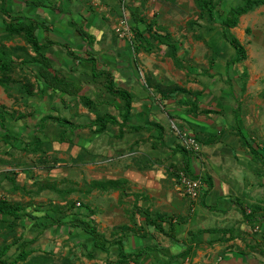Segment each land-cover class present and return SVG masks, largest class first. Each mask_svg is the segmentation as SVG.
I'll use <instances>...</instances> for the list:
<instances>
[{
    "label": "crops",
    "instance_id": "1",
    "mask_svg": "<svg viewBox=\"0 0 264 264\" xmlns=\"http://www.w3.org/2000/svg\"><path fill=\"white\" fill-rule=\"evenodd\" d=\"M160 1L169 7L177 2ZM102 2L104 5L101 3V6L99 4L93 9L89 0H79L75 9L70 11L72 3L68 1V5L63 3V12L57 13L42 8H29L25 6L24 0H0V25L3 26L0 36L7 34L4 24L9 21L2 12L3 4L8 10L16 11L19 15L34 16L41 25H44L39 28L42 41L58 39L62 43L43 48L54 73L65 81L83 86L80 95L67 96L47 89L33 74L32 82H35V89L31 94L26 92L21 94V98L26 100L24 96L27 95L31 100L29 102H32L30 111L24 114L28 124L20 125V114L16 117L11 114L13 117L8 116L7 126L14 125L12 122L16 121V126L22 128L20 132L32 130L33 133L39 134L37 125L41 126V119L48 115L59 116L57 103L72 100H77L79 104L76 105L78 113L91 118L89 114L92 117L94 114L88 111L86 106L97 99L96 102L102 105L98 109L104 112L112 107L106 114L114 115L118 120L114 124L108 123L113 127L112 136L107 135L111 131L108 124L103 130H99V124L94 125L93 121L78 123L82 126L76 127L74 134L71 131L73 128H66L50 120L42 126L61 128V134L67 129V135L71 140L65 135L67 139L58 138L54 142L59 144L78 143L82 138L80 132L97 133L96 148L99 151L96 160L97 171L96 177L91 179L102 182L120 181L117 188L93 187L90 182L97 196V201H94L97 205L95 219L92 218L95 214L93 206L88 201L77 202V205L74 203L76 207L81 206L79 212L88 215L97 231L104 235L107 249L95 248L90 234L70 226L67 222L71 231V246L80 248L79 254L86 258L87 263L100 258L102 264H180L188 258L187 261L191 264H264V145L263 141H257L253 135L250 137L253 146L261 150V158H255L251 148L242 141L238 133L239 128L241 131L244 128L246 129L244 135L247 136L249 134L247 125L250 121H244V115L241 113L242 98L238 89L237 99L231 93L222 90L226 85L228 71L226 69L232 66L228 68L226 63L207 65L204 68L192 64L180 65V56L185 52L180 47V36L172 33L169 24L158 27L152 24L151 34L155 33L154 36L151 37L144 32L147 41L143 39L142 45L137 49L138 42L134 32L129 40L114 32V20L118 13L115 17L113 15L114 11H119V7L116 6L118 0ZM169 7H166L165 12L170 9ZM130 9L141 15L143 22L152 23L131 7L128 8L126 18L131 30L132 27L139 26L143 31L145 25L133 20ZM79 12H83L87 18L88 31L93 38L90 45L77 35L73 25L69 23L72 18L83 21ZM9 43L6 42L7 45ZM18 44L24 42L20 41ZM144 46H150V49L145 50ZM123 47L127 49L124 50ZM3 48L0 46V49ZM67 51L72 53V56ZM90 56L95 58L94 64L85 60ZM33 65L31 68L35 73L36 65ZM232 70V74L238 76L234 66ZM107 73L112 76L116 89H126L131 94V109L126 124L121 123L124 100L119 93L112 94L107 90ZM180 74L190 75L191 81L188 82L187 88L202 92L192 94L186 89L185 92L161 95L157 90L158 83L165 85L163 90H168L170 88L168 85L180 87ZM219 83L223 85L220 86ZM13 95L14 93L7 95L4 87L0 85V105H6L14 100ZM86 96L88 98H85ZM236 105H239L237 117L233 108ZM98 117L102 116L97 115L96 118ZM31 123L32 125H29ZM134 125L139 127L135 128ZM180 130L186 131L198 141V149L195 152L189 151L188 159H185L182 152L176 150V146H181L178 135ZM125 134L130 136L129 146L121 149L127 146L122 145L121 138ZM154 140L157 146L158 143L163 146L168 156V161H159L162 167L158 168H151L148 162L153 151L151 141ZM86 141L84 148H91L90 142ZM32 149L34 148L27 150ZM186 160L190 172L203 181L200 196L195 201L175 188L176 174L183 170L182 166ZM0 170V173H4L2 170L5 173L16 170L20 180L22 178L29 180L26 176V167L22 165L7 167L1 164ZM15 172L13 174H16ZM127 184L130 187L128 193L121 198L120 190ZM19 188L22 189V186ZM236 201L243 204L245 214ZM8 202L33 215H35L33 212L42 211L44 208L33 205L30 210L19 203L10 200ZM43 212L44 215H50L47 208ZM20 222L26 225L28 222L33 223L34 219L24 218L17 223ZM157 222L161 224L162 231L155 227ZM60 226L55 224L46 231L59 230ZM32 236L33 234L26 235L24 238L29 240ZM122 236L125 238L120 247L119 239ZM38 242L36 237L32 243L29 241L26 243L25 250L29 252L28 256L37 252L34 246ZM41 242L37 246L46 249L48 239L43 238ZM60 243L57 241L56 247H52L48 252H57ZM142 246L145 250L140 255H135L134 253ZM120 250L129 254L130 258H121ZM27 257L20 263L27 260Z\"/></svg>",
    "mask_w": 264,
    "mask_h": 264
},
{
    "label": "rangeland",
    "instance_id": "2",
    "mask_svg": "<svg viewBox=\"0 0 264 264\" xmlns=\"http://www.w3.org/2000/svg\"><path fill=\"white\" fill-rule=\"evenodd\" d=\"M78 1L76 0L75 2L77 3ZM89 2L93 9L97 8L99 4L101 6V3L104 5L102 0H89ZM227 3L216 7L219 14L225 15V10L228 6L242 4V0H227ZM126 5L130 8L132 7L134 10H138L155 27L161 25L167 26L169 24V27L172 28V33H177L180 36V47L185 52L180 56V65L192 64L204 68L207 65H224L228 59L235 57V49L223 36V29L218 19L210 18L207 10L201 9L196 0H177L175 5L170 7L160 0L118 1L116 6L119 7V11H114L113 15L115 17L118 13L116 16L118 22L114 20V32L119 27L124 32L123 37L129 40L133 36V31L126 22V18H128V8ZM166 7L170 9L165 12ZM1 27L3 26L0 25V35ZM226 32L238 38L245 48L246 57L234 64H229L232 67L226 69L228 70L226 71V85L225 87L223 86L222 90L232 93V89H238L242 98L241 113L244 115V121H250V124L247 125L250 135L248 134L247 136L252 137L253 135L257 141H263L264 145V5H260L240 16L237 25ZM20 41H23L24 44H18ZM6 42H10L9 45ZM0 46L4 47L2 50L10 53L14 59L11 69L5 74L4 78L0 74V85L4 87L7 95L14 93L13 97L15 99L6 105L2 104V106L14 117L18 114L23 115L19 121L21 122L20 125L24 126L28 124V121L24 119V114L30 111L32 102H29L31 100L27 95L24 96L26 100L21 98V94H31L32 90L36 87L35 82H32L34 72L31 67L34 66L32 61L37 56L31 47L25 43L23 38L16 34L5 33L3 36H0ZM123 49L126 50L127 48L123 47ZM233 66L238 75L236 77L232 74ZM189 76V74H180V87L185 90L187 89L192 94L201 93L202 90L187 88L188 82L191 81ZM228 77L231 78V82L228 81ZM158 84L157 87L165 88V85ZM219 84L220 86L223 85L222 83ZM168 86L171 88V85ZM157 90L154 89V91ZM96 100H93L89 106H86L88 111L94 114V117L89 114L91 118H88L78 113L76 109L79 106L77 100L62 104L57 103L58 115L62 118L65 117V119L73 124L92 122L97 115L103 116L107 110H112V107H109L104 112L103 110L101 112L98 108L99 106L102 107V105L96 102ZM51 113L56 114L53 111ZM12 124L14 125L7 128L16 134H13L14 136L21 138L23 141L30 142L31 145L35 144L33 142L35 139H39V144H35L37 147L32 150L22 151L20 147H18L19 149L14 146L12 147V144L15 142L11 141V145H4L0 140V165L4 164L7 167L22 165L26 167V176L31 181L29 182L26 178L20 180L17 175L18 171L16 170L8 173L2 170L4 173H0V199H8L13 201V203H19L22 207L30 210L33 205L44 207L43 210L47 208V213L54 218L60 217L70 204L75 203L77 205V202L88 201L93 206L92 209L95 214L92 215V218L95 219L97 205L94 201H97V196L96 190H92L90 182L93 181L91 178L96 177L97 171L96 160L97 152H99L96 148V143L98 142L97 133L89 132L81 134L80 132L82 138L78 143L73 142L70 145L69 143L59 144L54 142L56 139L62 138V134L60 133L62 131L61 128H47L37 125L40 133L36 134L32 130L26 132L21 130L20 132L22 128L16 126V121L12 122ZM29 125H32V123ZM108 125L111 131L109 130L110 132L107 135L112 136L113 127L111 124ZM242 132L246 134V129L242 128ZM85 139L90 142L91 148H84L87 143ZM121 139L123 140L122 145H127L121 147V149L128 147L130 136L125 134ZM151 142L153 151L149 155L150 160L148 162L151 163H149V166L151 168L162 167L159 161H168L167 152L162 145L158 143L157 146L155 144L156 140ZM49 166L53 168L51 169ZM13 172L16 174H13ZM17 185L18 188H16ZM19 186H22V189ZM128 188L130 187L127 184V186L123 187V190L122 188L121 190L119 189L121 191V198L127 195ZM43 210L33 212L40 222L48 220L45 218ZM76 210L78 212L81 211V206H77ZM68 218L70 217L63 219L65 221L60 224L59 230H44L38 233L33 228V225H31L32 222L23 225L21 222H15L12 217L1 215L0 247L6 243H11L15 239H21L23 236L35 234L37 242L39 241L38 243L40 244L43 238L48 239L46 249L43 250L37 246L38 243H35L34 247L35 250L37 248V252L35 251L28 256L24 262L20 263L19 261L16 264H102L100 258H96L92 263H87L85 261L86 258L79 254L80 248L71 246V231L67 224ZM14 222L16 224H12ZM57 238L59 239L57 240ZM57 241L61 242L59 250L49 253L48 251L52 247H56ZM10 253H13V248L10 250ZM91 259L88 260L90 261ZM187 260L188 258H185L180 264H189L190 261Z\"/></svg>",
    "mask_w": 264,
    "mask_h": 264
},
{
    "label": "trees",
    "instance_id": "3",
    "mask_svg": "<svg viewBox=\"0 0 264 264\" xmlns=\"http://www.w3.org/2000/svg\"><path fill=\"white\" fill-rule=\"evenodd\" d=\"M68 1L72 3L70 5V11L74 10L75 7L77 6L78 2L76 3V0H24L25 6L35 9V8H42V9H47L50 11H56L57 13H62L63 12V3H66L68 5ZM119 2H122L123 0H118ZM169 2H174V0H166ZM198 6L201 9H206L208 12V15L210 18L214 19L217 18L219 23L221 24V27L223 29V36L225 37L226 41L235 49V57L232 59H228L226 61V65L229 68L232 65H229L231 63H236L240 60H243L246 57L245 53V48L241 44V42L238 40V38L233 35V34H227V30H229L232 27H235L238 23L239 17L245 13H247L250 10H253L254 8L264 5V0H242V4H238L235 6H228L225 10V15H221L217 12L216 7L219 5H224L228 4L227 0H196ZM130 8V7H128ZM2 12L9 18V21L4 24V30L8 34H16L19 35L23 38L25 43L31 47V49L35 52V59L32 61L36 65L35 67V73L34 76L36 79L41 80L44 85L46 86L47 89L60 92L61 94H66L67 96H78L81 94L83 86L81 84L75 83V82H69L65 81L61 78L58 77L57 74L54 73V70L50 67V61L49 57L45 55V52L43 51L44 47L50 46L52 44H59L62 45L61 41L58 39H44L42 41L40 38V31L39 28L43 27L44 25H41L40 22L36 20V18L32 15H19L16 13V11H10L6 8L5 4L2 5L1 7ZM80 18L83 20L81 21H76L73 18L70 20V24L73 25L74 31L77 33L79 37H82L86 40L87 45H90L92 43V36L88 31L87 27V18L83 12H79ZM130 14L133 16V20L135 22L140 21L145 25V28L143 31L139 28V26H134L132 27V30L136 36V40L138 44L136 45V48L139 49V47L142 45V40L144 39L147 41L145 38V33L154 36V34H151V31L153 30V25L152 23L149 22H143L141 15H138L132 9H130ZM80 19V20H81ZM158 36V35H156ZM157 38V37H154ZM160 41V39H159ZM145 50H149L150 46H144L143 47ZM68 52V51H67ZM70 56H72V53L68 52ZM85 60L92 62L93 64L95 63V58L94 57H87ZM14 62L13 56L10 53H7L5 50L0 49V74H2V78H4L5 74L9 72L11 69V66ZM108 76L107 78V90L112 93V94H120L121 97L124 100V105H123V113L121 114L122 117V125L126 124V121L128 120V113L131 109V94L126 90V89H116L114 86V81L112 76H110L109 73H107ZM228 81L231 82V78L228 77ZM159 92L161 95H172L175 94L176 92H185L186 90L182 87H171L166 89H161L158 88ZM233 96L237 99V94L236 90L232 89ZM85 96V95H84ZM83 96V97H84ZM85 98H88L87 96ZM237 101V100H236ZM195 106V105H194ZM193 107V106H192ZM234 111L236 113V117L238 116L239 112V105H236L233 107ZM11 114L8 113V111L0 105V138L1 141L4 144H10L11 141L15 142L12 144L14 147H20L23 150L31 149V148H36L37 145L39 144V139H35L33 142L35 144L31 145L30 142L28 141H23L21 138L14 136L10 130L7 128L8 126V121L9 117ZM23 115H20L19 118H22ZM52 121L54 123H58L60 125L65 126L66 128H73L71 129L72 133H75L76 127H80L82 125H76L70 122L69 120L59 117V116H46L41 119V126L42 127L46 122ZM118 120L114 115L111 114H106L102 117L96 118L92 124L96 125L99 124V130H103L108 123H117ZM133 127L138 128L139 125H134ZM143 127V126H140ZM238 133L242 139V141L245 144H248V146L251 148L252 153L255 158H261V150L253 146V141L250 137L246 136L243 134L241 129H238ZM65 135H67V129L64 130V133L61 135L63 139H65ZM67 139V138H66ZM68 140H71L70 137H68ZM32 142V143H33ZM16 144H18L16 146ZM176 150L180 151L183 153L185 159H188V155L190 154L189 150L186 149L182 144L181 146H176ZM264 159V158H263ZM42 160V158H41ZM183 171L188 174L191 177H199L197 175H193L190 172V169L187 165V160L184 161V165L182 166ZM120 181L119 180H107V181H92V186L93 187H114L117 188L119 186ZM238 206H240L243 214H245L244 211V206L240 202L236 201ZM65 214L62 213L60 217L54 218L52 215H45L46 219H48L45 222H40L38 221V217L28 213L26 211H23L19 206L14 205L8 200L1 198L0 199V216L1 215H7L9 217H12L15 222H18V220H23L26 218L27 220H33L34 222L32 223L34 228H37V232L41 233L44 229H48L49 227L54 226L55 224H61L65 220H63L65 217H70L68 218V224L70 226H74L76 228H79L81 230L86 231L90 236L92 237V245L95 248L99 249H104L106 250L107 247L105 246V240H104V235L97 231L96 227L93 224V220L88 216V215H83L80 212L76 210V206L74 203L70 204L66 211H64ZM12 224H16V223ZM155 227L160 229L162 231V226L159 222L155 223ZM124 228H126L124 226ZM169 233V232H168ZM36 238V235L34 234L29 240L26 238H21L22 240L18 242L19 239L13 240L11 243H6L3 246L0 247V264H16L18 261L24 260L29 252L25 250L26 243L28 241L32 243ZM125 238V236L121 237L119 239L120 247H122V240ZM82 245L85 246V244L82 243ZM13 248V253H10V250ZM145 247H141V249L134 253L135 255H140ZM120 257L123 259H128L130 258L129 254H126L123 252V250H120Z\"/></svg>",
    "mask_w": 264,
    "mask_h": 264
},
{
    "label": "built area",
    "instance_id": "4",
    "mask_svg": "<svg viewBox=\"0 0 264 264\" xmlns=\"http://www.w3.org/2000/svg\"><path fill=\"white\" fill-rule=\"evenodd\" d=\"M121 23H123V21H121ZM116 32L120 36H124V32L121 31L119 27L116 29ZM178 135L181 144L186 149L194 152L198 149V141L191 135L187 134L186 131L180 130L178 131ZM175 181V188L182 191L189 199L195 201L199 198L203 186V181L200 177H191L182 170L177 172Z\"/></svg>",
    "mask_w": 264,
    "mask_h": 264
}]
</instances>
